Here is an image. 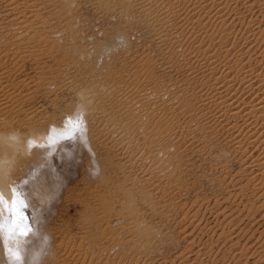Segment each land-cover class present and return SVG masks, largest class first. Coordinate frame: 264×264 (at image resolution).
<instances>
[{"label": "rangeland", "instance_id": "374dc122", "mask_svg": "<svg viewBox=\"0 0 264 264\" xmlns=\"http://www.w3.org/2000/svg\"><path fill=\"white\" fill-rule=\"evenodd\" d=\"M9 1L3 131L62 126L72 113L80 122L16 172L35 221L21 264H262L264 167L254 161L264 143L246 145L226 104L241 114L264 97V0H11L8 13ZM82 73L139 98L123 129L81 106ZM4 250L0 235L10 264Z\"/></svg>", "mask_w": 264, "mask_h": 264}, {"label": "bare ground", "instance_id": "6f19581e", "mask_svg": "<svg viewBox=\"0 0 264 264\" xmlns=\"http://www.w3.org/2000/svg\"><path fill=\"white\" fill-rule=\"evenodd\" d=\"M10 1L8 3H5L6 8H7V6H10L8 9V13L15 11L14 9H16V7H14V8L11 7L12 4H10ZM8 13H7V16H8ZM5 15L6 14H4L2 16L4 17ZM10 18H11V16L9 15L8 19H10ZM15 20H16V18H15ZM8 23L9 22H7L6 25H10V23L9 24ZM161 24H164V22L162 21ZM17 26H18V22H17ZM162 26L164 28V25H162ZM4 27H6V26H4ZM23 27H22V29H24ZM20 29H21V27H20ZM32 36H34V35H32ZM22 37H24V34H22ZM84 72H86V71H84ZM86 76H87L86 73H82L80 75V77L78 78L79 80L77 79L78 80L77 83L74 82V87L77 88V92L75 91L76 97H78V101L81 103V106L87 109L88 115H91V116L95 115L96 116L95 118L101 120L102 122H104V121L107 122L104 119V117H108V119H109L108 121L114 122L115 123L114 125L119 126L123 129L124 125H126L130 121L134 112L140 108L141 103L139 101V98L136 96L131 97L130 95H126V93H124V92H120L118 94L119 97L116 95L114 96L115 93H114L113 89H111V85L109 83L111 79L107 76L104 77L103 79H98L99 77L95 75L93 78V80L95 81V84H90V82H88L87 80L86 81L83 80V78ZM244 76L241 77V80H242V82L246 81V83L242 89L243 90H249V89H251V84L247 83L249 78H248V80L244 81ZM255 77H257V76H255ZM252 81H253V79H252ZM262 81L263 80H261V82ZM70 84H69V86H70ZM75 84H77V85H75ZM226 87H227V85H226ZM228 91H230V90L227 89L226 92H228ZM111 93H113V94L111 95ZM220 93H222V92L216 91V94L212 95V97L217 101V103L220 102V101H218L219 97L221 96ZM258 100H259V102L258 103L256 102L257 104L251 105V106L249 105L250 109H248V111L246 110V112H243L241 114H240V111H239V108L237 107V105H235L231 102L229 103L228 101H227L228 103L226 104V107L230 111V114L235 118H241L242 119V126H245V128H247L246 133H244L245 134L244 140L247 142L246 145L255 144L257 142L264 143V132L261 131V132L257 133L255 130L252 132V130L250 129L253 122L257 123V121H260V120L264 122V97H263V99L261 97ZM224 102L226 103V101H224ZM225 103H223V104H225ZM79 114H80V112H79ZM77 116H78V113H74V114L72 113L71 116H68L67 120L65 121L64 125H62V126H57L56 124L49 122V124H47V125L41 123V126L39 129H34V127H31V128L28 127L29 133L28 134L26 133L24 135L21 134V136L18 133V131L14 130V128H12V131L8 130V132L7 131L4 132L3 131L4 128L0 125L1 126L0 127V235H1L4 247L6 249V251L5 250L4 251L7 252L8 260L10 261V264H21L22 263L23 254H22L21 249L23 248V242L26 239V237L30 231H33V233H34V222H35L34 218H33L34 211L30 208V205L26 199L27 197L25 196L24 192L20 189L19 185L17 184V181L14 180L16 172L19 169V167L22 164L26 163V160L30 156L33 155L32 152L36 153V151L37 152L49 151V153L54 154L55 147H57L56 145L58 143L64 142L66 139H68L69 137L76 134L77 131H80L79 129H76L77 126L75 127V125L78 124V123H75L78 121V118H79ZM231 126L233 127L234 125H231ZM228 127H230V126H228ZM234 128H236V129L238 128L240 130L239 127H234ZM20 133H22V132L20 131ZM29 141L32 142L31 147H29ZM232 141H234V144H235L237 151L239 149H241L242 144L239 140H237L234 137ZM257 144H259V143H257ZM254 146H256V145H254ZM245 149L246 148H244L243 150H245ZM261 149L262 150L260 151V154L258 156L259 158L257 160H255L256 159V156H255L254 165H257L259 167H261V166L264 167V165H263L264 164V146ZM240 152L244 154V152H242V151H240ZM249 162L252 163V161H248V164H249ZM252 164H251V166H252ZM257 166H255V167H257ZM257 170H259V168ZM248 171L250 172V169ZM262 172L264 173V170H262ZM253 174H256V172ZM254 176H257V175H254ZM16 178H17V176H16ZM260 180H261V178H260ZM256 183H258V182H256ZM261 184H262V182H261ZM13 201H15V205H13ZM222 202L224 203V201H222ZM110 205H111V203H106V204L102 205L101 209H103L102 210L103 213H108V212L111 213L114 210V208H110ZM14 208H15V211H14ZM223 211H225V210L223 209ZM241 221H242V219H241ZM241 221H239V222H241ZM144 233H146V232H144ZM235 235H236V233H235ZM143 237H145V235H143ZM249 238H250V236H249ZM29 239H30V237H29ZM262 242L260 244H262ZM104 248H105V246H104ZM14 253L18 254L20 256L19 261L13 255ZM248 258H249V256H248ZM81 261H83V260H81ZM34 262H35V260H34ZM262 264H264V262H262Z\"/></svg>", "mask_w": 264, "mask_h": 264}, {"label": "snow or ice", "instance_id": "6c2138e0", "mask_svg": "<svg viewBox=\"0 0 264 264\" xmlns=\"http://www.w3.org/2000/svg\"><path fill=\"white\" fill-rule=\"evenodd\" d=\"M77 127H78V125H77ZM31 144H32V142L31 141H29V147H31ZM13 205H15V201H13ZM14 211H15V208H14ZM14 256H15V258L19 261L20 260V256L18 255V254H13Z\"/></svg>", "mask_w": 264, "mask_h": 264}]
</instances>
